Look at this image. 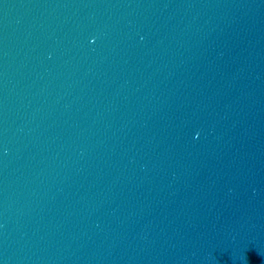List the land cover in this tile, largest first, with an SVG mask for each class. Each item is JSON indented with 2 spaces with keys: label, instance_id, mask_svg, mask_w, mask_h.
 <instances>
[{
  "label": "water",
  "instance_id": "1",
  "mask_svg": "<svg viewBox=\"0 0 264 264\" xmlns=\"http://www.w3.org/2000/svg\"><path fill=\"white\" fill-rule=\"evenodd\" d=\"M0 264H264V0H0Z\"/></svg>",
  "mask_w": 264,
  "mask_h": 264
}]
</instances>
